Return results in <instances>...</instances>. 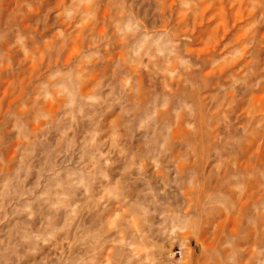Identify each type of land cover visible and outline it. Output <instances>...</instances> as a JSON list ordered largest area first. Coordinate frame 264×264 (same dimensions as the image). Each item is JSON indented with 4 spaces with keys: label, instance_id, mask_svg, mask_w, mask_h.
Wrapping results in <instances>:
<instances>
[{
    "label": "rangeland",
    "instance_id": "1",
    "mask_svg": "<svg viewBox=\"0 0 264 264\" xmlns=\"http://www.w3.org/2000/svg\"><path fill=\"white\" fill-rule=\"evenodd\" d=\"M0 264H264V0H0Z\"/></svg>",
    "mask_w": 264,
    "mask_h": 264
}]
</instances>
